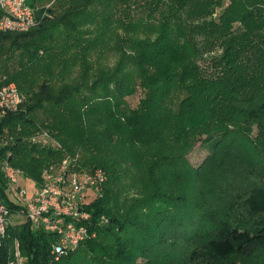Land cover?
<instances>
[{
    "label": "trees",
    "instance_id": "1",
    "mask_svg": "<svg viewBox=\"0 0 264 264\" xmlns=\"http://www.w3.org/2000/svg\"><path fill=\"white\" fill-rule=\"evenodd\" d=\"M27 2L35 28L0 32V76L25 97L0 117V136L14 138L11 163L39 184L47 164L80 150L107 181L83 205L95 236L55 261L56 236L10 201L0 172V201L25 217L7 227L0 264L14 261L15 242L25 264H230L264 254V0ZM137 87L131 109L125 98ZM37 110L59 150L22 136ZM198 141L210 153L194 167L187 155ZM126 178L135 192L125 193Z\"/></svg>",
    "mask_w": 264,
    "mask_h": 264
},
{
    "label": "built area",
    "instance_id": "2",
    "mask_svg": "<svg viewBox=\"0 0 264 264\" xmlns=\"http://www.w3.org/2000/svg\"><path fill=\"white\" fill-rule=\"evenodd\" d=\"M35 26V9L27 0H0V32L25 33ZM24 99L15 84L5 83V77H0V117L17 112ZM13 142L12 136H0V172L8 185L6 194L25 209L26 218L35 228L56 236L51 255L58 261L95 236L89 228L91 215L83 210V205L92 197L102 196L105 172L100 168L84 169L78 157L64 151L60 160L52 161L42 169L40 183L31 181L34 188L28 190L20 185L23 172L12 165L13 153L6 149ZM29 143L60 149L47 132L31 138ZM10 216L9 209L0 201V247L7 227L12 223ZM101 220L105 221L103 217ZM14 244L15 259L9 264H23L18 244Z\"/></svg>",
    "mask_w": 264,
    "mask_h": 264
},
{
    "label": "rangeland",
    "instance_id": "3",
    "mask_svg": "<svg viewBox=\"0 0 264 264\" xmlns=\"http://www.w3.org/2000/svg\"><path fill=\"white\" fill-rule=\"evenodd\" d=\"M41 4L47 8L50 5H52V2L45 3V2L39 1L37 9L38 8L40 9L42 7ZM104 55L106 57L105 61L108 64L111 65L114 63V61L116 59V55H114L112 52H110V53L107 52ZM201 65L205 69L206 73H211V69L209 68L210 65L207 62L206 63L201 62ZM0 77H5V76H0ZM13 84H15V83H13ZM142 97H143V92L140 89V87H137L135 94H133L132 96L126 97L125 101H126V104L128 105L129 108L135 109L138 107L139 101ZM30 117L35 121L36 128H34V129L33 128H27L28 133L26 135L21 134L27 142H29V140L31 138L38 136L42 132H47L49 134V136L51 137L50 132H49V128H48L50 123L47 120H45V116H44L42 110H37V111L33 112L30 115ZM20 129L21 128L19 127L17 130V133ZM20 133H21V131H20ZM51 138H52V140H55V138H53V137H51ZM209 153H210L209 147L204 145L200 141H198L195 144L192 151L187 155V159L192 164V166L198 167L206 159V157L209 155ZM70 154L78 157L80 165H84L87 162L86 161L87 156L84 153H82V151H80V150L75 151V152L70 153ZM83 168L90 170V169H93L94 167L89 166V165H84ZM105 175H106V173H105ZM106 181H107V175H106ZM106 181H105V183H106ZM19 183L23 187L26 186V188L28 190H33V188H34L32 186V182L31 181L26 182L25 178H20ZM26 183H28V184L26 185ZM130 184H131V180L129 178L123 179L122 186H123V189H125V191H126L125 193L135 192V188L133 186H130ZM138 184H139V182H138ZM142 189H144V188L142 187ZM146 191H147V189H146ZM10 201H12V199H10ZM10 220L12 223H21V222L25 221V217L23 214L14 213L10 216ZM12 247L15 248V244H13ZM14 254H15V252H14ZM11 262H13V261H11ZM11 262H9V263H11ZM23 264H25V259H23ZM161 264H164V263H161ZM230 264H264V254H257L256 257H253L251 259H249V258L238 259L237 258V259H234L233 261H231Z\"/></svg>",
    "mask_w": 264,
    "mask_h": 264
}]
</instances>
